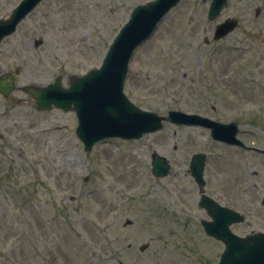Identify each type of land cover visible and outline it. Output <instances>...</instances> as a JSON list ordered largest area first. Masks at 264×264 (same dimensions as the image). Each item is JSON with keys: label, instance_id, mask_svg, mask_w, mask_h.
<instances>
[{"label": "rangeland", "instance_id": "1", "mask_svg": "<svg viewBox=\"0 0 264 264\" xmlns=\"http://www.w3.org/2000/svg\"><path fill=\"white\" fill-rule=\"evenodd\" d=\"M21 1L0 0V20ZM150 1L44 0L2 43L0 77L18 74L17 90L0 94V264H215L222 246L201 226L210 218L189 171L197 153L208 157L206 194L246 215L235 232L264 233L263 154L171 123L87 152L74 112L39 111L21 91L58 76L68 88L100 68L133 9ZM209 6L184 0L170 12L135 54L125 92L159 115L234 121L247 147L264 150V0H229L213 22ZM232 17L239 28L213 41ZM154 154L169 160L167 177L153 175Z\"/></svg>", "mask_w": 264, "mask_h": 264}, {"label": "water", "instance_id": "2", "mask_svg": "<svg viewBox=\"0 0 264 264\" xmlns=\"http://www.w3.org/2000/svg\"><path fill=\"white\" fill-rule=\"evenodd\" d=\"M41 1L24 0L14 10L10 19L0 21V44L5 37L16 31L19 23ZM180 2L181 0H155L136 7L130 20L110 46L102 67L83 77L73 76L68 89L62 87V78L59 77L54 84L47 87H25L23 91L36 100L40 110H48L55 105L65 111H75L79 120L77 135L84 143L86 151H91L95 144L105 139H141L145 134L162 130L165 121L177 125L207 127L212 130L215 140L241 145V142L236 140L238 127L234 123L223 125L198 115H187L176 111L169 112L167 116H159L133 105L124 93L125 80L135 51L152 36L165 16ZM226 3L227 0H212L208 15L210 21L217 19ZM237 26L238 22L235 19L227 20L217 27L214 39L219 40L227 36ZM14 82L13 75H4L0 79V92L5 97L16 90ZM152 164L155 176L166 177L169 174L170 165L167 159L154 155ZM204 168L205 156H195L191 162V172L200 187L201 194H204L205 186ZM201 205L208 209L213 219L212 222H202L206 233L227 244L222 260L224 263H231L228 254L234 256L231 260L235 264L264 263L263 234L245 239L233 236L229 226L243 222V216L221 208L204 195ZM144 249L145 247L142 248Z\"/></svg>", "mask_w": 264, "mask_h": 264}, {"label": "flooded vegetation", "instance_id": "3", "mask_svg": "<svg viewBox=\"0 0 264 264\" xmlns=\"http://www.w3.org/2000/svg\"><path fill=\"white\" fill-rule=\"evenodd\" d=\"M235 226H238V225H232L231 228H230L231 231H232L233 233H235V234L241 236V237H245V236H247V235H249V234H253V233H254V231L251 232V233H249V234H240V233H237V232H235V229H234ZM216 241L220 244V246H222V253H223V251H224V249H225V245H224V243H223L222 241H219V240H216ZM222 253L219 255V257H218V261L216 262V264H218V263L220 262V260H221V256H222Z\"/></svg>", "mask_w": 264, "mask_h": 264}, {"label": "bare ground", "instance_id": "4", "mask_svg": "<svg viewBox=\"0 0 264 264\" xmlns=\"http://www.w3.org/2000/svg\"><path fill=\"white\" fill-rule=\"evenodd\" d=\"M78 164V163H77Z\"/></svg>", "mask_w": 264, "mask_h": 264}]
</instances>
